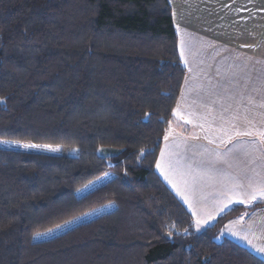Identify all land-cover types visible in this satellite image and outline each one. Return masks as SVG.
<instances>
[{
	"label": "trees",
	"instance_id": "1",
	"mask_svg": "<svg viewBox=\"0 0 264 264\" xmlns=\"http://www.w3.org/2000/svg\"><path fill=\"white\" fill-rule=\"evenodd\" d=\"M184 75L169 0H0V264H264L155 171Z\"/></svg>",
	"mask_w": 264,
	"mask_h": 264
},
{
	"label": "crops",
	"instance_id": "2",
	"mask_svg": "<svg viewBox=\"0 0 264 264\" xmlns=\"http://www.w3.org/2000/svg\"><path fill=\"white\" fill-rule=\"evenodd\" d=\"M169 4L185 75L155 171L200 232L234 206L264 201L228 192L264 182V0ZM221 238L264 260V208L229 219Z\"/></svg>",
	"mask_w": 264,
	"mask_h": 264
},
{
	"label": "snow or ice",
	"instance_id": "3",
	"mask_svg": "<svg viewBox=\"0 0 264 264\" xmlns=\"http://www.w3.org/2000/svg\"><path fill=\"white\" fill-rule=\"evenodd\" d=\"M174 115L176 114L175 113V110H174ZM147 115V114H146ZM252 133L251 132H248V131H239L237 130L235 132V135L236 136H248V135H251ZM259 136L264 138V132H261L259 133ZM165 139H167V136H165ZM262 142H264V139H262ZM24 147H36L35 145H31V144H26V145H23ZM48 148L49 151H59L58 148L56 147H51V146H45ZM161 156L163 157L164 156V153L162 152L161 153ZM157 168H161L162 167V162L160 160L157 161V164H156ZM171 182V181H170ZM244 186L242 184H234L232 186L231 189L228 190V192H230L231 194L233 195H239V196H242L244 197L243 199H240L239 201H237L238 203H245L246 200L248 203H251L252 200H255L257 198L259 199H262L264 200V182H260V183H256V184H253L251 182V178H249V184H248V187L251 188V191H237V189H242ZM228 193H225V195H227ZM250 197V199H249ZM189 201L187 199H185V203H188ZM199 224V221L197 222ZM262 251H264V249H262Z\"/></svg>",
	"mask_w": 264,
	"mask_h": 264
},
{
	"label": "rangeland",
	"instance_id": "4",
	"mask_svg": "<svg viewBox=\"0 0 264 264\" xmlns=\"http://www.w3.org/2000/svg\"><path fill=\"white\" fill-rule=\"evenodd\" d=\"M181 51H182V48H181ZM107 152H109V151H108L107 149H105V148H100V149L98 150V153H99L100 155H106Z\"/></svg>",
	"mask_w": 264,
	"mask_h": 264
}]
</instances>
